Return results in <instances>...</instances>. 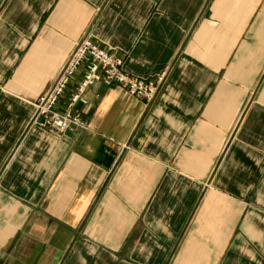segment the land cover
<instances>
[{
	"label": "crops",
	"instance_id": "0c3cea01",
	"mask_svg": "<svg viewBox=\"0 0 264 264\" xmlns=\"http://www.w3.org/2000/svg\"><path fill=\"white\" fill-rule=\"evenodd\" d=\"M85 37L154 95L30 123ZM0 264H264V0H0Z\"/></svg>",
	"mask_w": 264,
	"mask_h": 264
},
{
	"label": "built area",
	"instance_id": "2783aa9c",
	"mask_svg": "<svg viewBox=\"0 0 264 264\" xmlns=\"http://www.w3.org/2000/svg\"><path fill=\"white\" fill-rule=\"evenodd\" d=\"M81 65L84 66L82 77L70 94L66 109L64 111L55 109L58 99ZM160 78H137L127 74L123 69L121 57L85 37L76 44L53 84L39 96L30 123L58 133L65 132L71 127H84L83 119L72 112V107L77 103L87 102L85 92L91 85L96 83L106 86L118 85L137 97L149 99L154 95Z\"/></svg>",
	"mask_w": 264,
	"mask_h": 264
}]
</instances>
